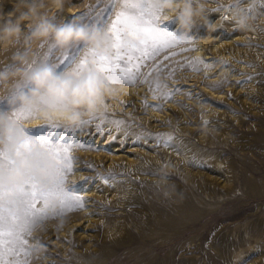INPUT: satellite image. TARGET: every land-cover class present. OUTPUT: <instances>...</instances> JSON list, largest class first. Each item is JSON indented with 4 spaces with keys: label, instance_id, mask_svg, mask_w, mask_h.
I'll use <instances>...</instances> for the list:
<instances>
[{
    "label": "rangeland",
    "instance_id": "obj_1",
    "mask_svg": "<svg viewBox=\"0 0 264 264\" xmlns=\"http://www.w3.org/2000/svg\"><path fill=\"white\" fill-rule=\"evenodd\" d=\"M204 3L205 21H199L184 37L185 39L191 37V44L182 43L172 49L179 52L181 48H194V51L181 52L180 55L164 61L161 65L164 70L151 71L147 76L148 83L141 81L152 69L153 62H148L134 84L110 83L120 87L122 91L106 101L103 116L94 118L93 123L108 118L124 121L119 128L113 124L105 125L111 129L112 135H116L117 139L109 144L107 141L110 136L107 134L105 136L108 140L105 141H103L105 136L88 137L85 143L91 141L93 144H98L102 150L74 148L71 152L72 156L78 158V162L73 165L74 168L79 169L88 163L96 167L94 172L87 170L73 172L67 177L70 185L80 181L83 176H94L96 173L106 176L112 173L115 179L111 177L109 179L112 185L119 188V194L110 199V187L100 182L86 186L89 188L88 191L92 188L97 191L99 188L100 191L96 192L100 194L99 196H85L88 191L77 188L84 199L92 203H87L81 210L60 214L59 216L68 217L69 223L63 229H52L55 230L54 232L50 229L43 236L40 241L43 252L39 256L32 255L36 241L31 235L30 264H87L84 260L91 250L86 249V245H90V249H98L105 242L104 223H109L116 231L124 232V236L133 234L135 238L123 242L124 239L119 237L120 239L117 240L122 241V244L108 248L110 255L107 258H97L88 264H254L260 262L258 260L260 255L264 258V248L259 245L250 250L246 249L244 256L237 261L228 256L232 251L230 249L235 248L230 241L235 240L233 238L239 236V232V237L242 240L245 238L243 249L249 241L264 240V230L260 231L258 237L254 236L255 231H247L251 229V222L254 224L258 218H264V8L260 7V0H256L255 7L248 13L251 16L250 28L244 32L236 28L229 31L226 27L228 23L223 25L220 18L227 15L229 20L231 17L230 11L233 7L231 0H214V2L204 0ZM245 3L246 0L240 2L241 5ZM66 6L73 9L72 14L67 12ZM218 6H225V10L209 11ZM11 10L12 0H0V12L8 13ZM118 10L119 3L117 2L113 7L111 0H66L63 9L52 11V18L54 22L77 18L85 24H97V20H103L105 17L110 21ZM101 12L103 16L100 15ZM214 13H217L216 16L220 21L221 41L229 42L233 36H240L238 40L233 41L234 47L229 59L221 56L207 58L205 55H200L202 42L208 34L207 22L209 23ZM163 21L160 27L176 35L179 34L175 17ZM198 24L200 29L197 28ZM70 48L61 51L57 50L50 41H39L32 45L29 58L30 61L42 63L43 58L47 56L48 60L44 63H57ZM20 50H22L20 46L0 50V69L10 68L12 53ZM82 55L83 52H80L77 57ZM197 57H201L207 63L181 66ZM61 68H64V65H61ZM172 68H175V72L170 77L169 70ZM194 68L199 71L193 70ZM156 77H159V80L154 82ZM21 81L12 82V88ZM149 84L157 89L156 99L149 91ZM214 84L219 85L216 90L209 87ZM164 85L168 88L165 89ZM125 86H129L130 91L126 90ZM12 88L0 90V98H6ZM173 89L180 90L173 93L171 101L159 98L163 91ZM189 90L192 93L191 98L187 95ZM228 93H231V99L228 98ZM198 95L201 99L196 98ZM145 100L149 105L162 107L159 111L152 107L144 109L142 101ZM8 110L10 109L6 102L0 103V113H6ZM32 120L22 121L24 127L34 126L31 124ZM204 121L209 123L205 124ZM83 127L86 132L88 126ZM204 129H215V139L204 138L202 136ZM120 132L122 135L118 136ZM125 133H130L127 138H131L122 144L121 140ZM157 133L173 137L168 146L174 149L178 157L183 155L186 149H191L190 151L194 152L192 164L199 160V166L202 168H205L213 155H216L225 168L228 167L233 174L236 171L241 177L253 180L257 189L254 192L260 191L263 194H253L249 198L241 196V192L248 191L249 188L237 182L233 184L234 189L225 196L224 200L208 199L207 202L210 204L202 206L204 208L200 209L199 214L202 213L203 216L199 219H191L174 229L166 231L160 229L159 225L165 219L162 210L166 212L165 206L169 207L173 204L170 202H179V200L176 197H163L155 184L161 175L160 165L167 160L164 138H160V146L157 147L156 139L147 135ZM137 135L141 139L138 143H132ZM79 138L83 139L84 133H81ZM102 141L103 145H101ZM125 146L130 147L131 152L128 155L134 159L133 165L128 167L125 166L123 159L115 161V157ZM152 153L159 158V164L156 159H150L145 155ZM208 154L211 156L206 158ZM178 163L181 167L180 161ZM165 178L169 183L175 184L180 190L179 193H190L183 182L181 170L178 174L170 173ZM214 187L219 191L217 195H221L220 187L216 184ZM205 210H212L213 214L205 215ZM237 210H241L242 214L232 219ZM225 212L228 213V217L222 219L215 215L219 213L220 216ZM93 217L96 221H92L94 223L90 226L83 227L87 219L91 220ZM47 220L55 222V218ZM77 235L81 236L77 237ZM218 235L224 238L220 240ZM226 240L230 241L226 242ZM231 245L234 248L230 247ZM222 250H226V253Z\"/></svg>",
    "mask_w": 264,
    "mask_h": 264
},
{
    "label": "snow or ice",
    "instance_id": "obj_2",
    "mask_svg": "<svg viewBox=\"0 0 264 264\" xmlns=\"http://www.w3.org/2000/svg\"><path fill=\"white\" fill-rule=\"evenodd\" d=\"M119 3V10L115 13L114 18L110 21L107 17L103 20H97L99 27L106 29L107 35L112 40L111 55L98 56L94 50L77 44L65 53L62 59L57 63H51V67L58 73H67L74 78H79L85 68L91 65L94 71L103 80L108 83H126L134 84L140 77L143 68L147 67L148 62L152 63V69L146 73L141 83H148L147 76L151 71H163L161 65L164 61L170 60L172 57L180 55L181 52L194 51V48H181L179 52L172 51L179 47L180 44H191L192 39L178 38L174 32L167 31L160 27L164 23L161 20L163 13L156 7L154 0H111L112 6ZM214 2V0H208ZM241 2V0H239ZM260 7L264 8V0H260ZM225 10V6L209 10L210 12H218ZM230 11V9H227ZM250 11V10H248ZM81 17L83 14H77ZM103 16V12L100 13ZM221 23L228 19L227 15L220 18ZM216 30H214L215 32ZM127 36L133 43L127 47L121 45V38ZM51 51V46H49ZM83 52L82 56L77 54ZM162 57V59H160ZM48 57L43 58L42 63L47 62ZM32 63H36L35 60ZM197 63H207L201 57H197L187 64H181L182 67H189ZM64 65V68H61ZM31 68V64L28 65ZM167 67V66H165ZM70 70V71H69ZM199 71V69H193ZM175 72V68L169 70V76ZM207 79V77H205ZM239 83V82H237ZM28 85L21 81L15 85L17 89H27ZM212 90H216L219 85H210ZM167 89L168 86L164 85ZM165 90L161 93L160 99L171 101V97L175 91ZM149 91L153 93L156 99L157 89L152 88L149 84ZM187 95L191 98L192 93L189 90ZM197 99H201L198 95ZM231 99V93H228ZM6 102V98H0V103ZM208 102V101H205ZM144 109L152 107L159 111L161 105H149L146 100L142 101ZM8 121L14 126L20 128L23 137L22 142L17 147L15 153L9 156L0 149V172L10 174L15 165L16 160L21 156L27 157L33 162V167H39L41 160H48L56 165L49 173L51 177L49 186L46 190L37 187L34 174L27 171L24 172V181L20 185L11 184L8 188L0 186V264H30V236L31 228L35 222H42L53 218L45 215L46 209L52 203L57 204V213L59 216L65 212L78 211L85 207L87 203L92 201L85 200L84 197L76 189L88 191L86 187L90 183L100 182L105 186L111 187L110 177L115 179L112 173L108 175H100L96 173L94 176H83L78 182L69 184L67 177L75 171H95V165L88 163L81 168H74V163L78 162V158L71 155L74 148L89 151H101L98 144L88 141V137L99 136L103 138L105 134L110 136L107 143H112L117 139L116 135H112L110 128L106 124H113L117 128L124 123L122 120L108 118L99 123H93V119L83 120L79 127L68 128L59 123L54 124H36L31 128L21 127L22 121L35 119V114L23 108H13L6 113ZM208 124V121H204ZM84 125L88 126L85 132ZM84 133V138L80 139V134ZM130 133H125L121 143L127 142ZM157 141V147L160 146V138H164V146L167 147L173 137L164 134H147ZM11 138H9L10 141ZM141 137L137 135L132 143H138ZM38 147L40 152L33 155L32 148ZM97 191H100L98 188Z\"/></svg>",
    "mask_w": 264,
    "mask_h": 264
},
{
    "label": "clouds",
    "instance_id": "obj_3",
    "mask_svg": "<svg viewBox=\"0 0 264 264\" xmlns=\"http://www.w3.org/2000/svg\"><path fill=\"white\" fill-rule=\"evenodd\" d=\"M66 0H12V10L8 13L0 12V50H8L20 46L22 50L14 51L11 55L12 66L0 69V90L12 88V82L24 81L27 89L12 88L6 97L9 109L23 108L35 114L32 124L59 123L68 128L79 127L83 120L102 117L106 101L116 97L122 89L103 80L88 65L77 79L67 73H58L50 64L32 63L29 52L32 45L39 41H50L57 50H66L74 45L86 46L100 56L111 55L112 40L106 29L97 24H85L79 19L53 21L52 11L64 8ZM157 8L167 20L175 17L178 38L187 36L199 21H205L204 0H154ZM231 20L239 31L250 28L251 16L248 14L255 7L256 0H246L241 5L239 0H231ZM69 14L73 9H67ZM127 36L121 38V45H131ZM31 64V68L28 65ZM70 71V70H69ZM159 77L154 78V82ZM21 127H24L21 123ZM215 129L202 130L204 138L215 139ZM9 138L10 141H9ZM20 128L11 124L6 115L0 114V149L9 156L13 155L22 142ZM33 155L40 152L38 147L32 148ZM39 167H33V162L21 155L15 162L10 174L0 172V186L8 188L11 184L20 185L24 181V172L35 175L37 187L46 190L51 177L49 173L56 167L48 160H41ZM180 165L174 160H165L160 165V177L155 181L157 190L165 198H171L177 193L175 184L169 183L166 176L179 173ZM74 179V178H69ZM57 204L52 203L46 209L45 215L55 218V222L48 220L35 222L31 228V235L36 243L32 255L39 256L43 252L40 241L50 230L63 229L69 219L57 216Z\"/></svg>",
    "mask_w": 264,
    "mask_h": 264
},
{
    "label": "bare ground",
    "instance_id": "obj_4",
    "mask_svg": "<svg viewBox=\"0 0 264 264\" xmlns=\"http://www.w3.org/2000/svg\"><path fill=\"white\" fill-rule=\"evenodd\" d=\"M66 9H69V7L66 6ZM65 13H66V11L64 12V14ZM230 13H231V11H230ZM216 15H217V13H214V16L210 19L209 23L207 22L208 34L202 42V50L200 51V55H205V57H207V58H213V57L221 56L223 58L229 59L231 57V54H232V48L234 47L233 41L238 40L240 38V36H233L229 42L221 41V35H220L221 27L219 25L220 21L218 20ZM172 17H174V16H172ZM226 22L228 23L226 27L229 29V31H232L235 29L234 24L231 20V17L229 18V20L227 19L222 24L226 25ZM197 28L200 29L199 24L197 25ZM214 30H216V31L214 32ZM125 89L130 91L131 88L129 86H125ZM121 135H122V132L118 133V136H121ZM130 138L131 137L127 138V140ZM223 138H226V137H223ZM105 140H108L107 136L104 137L103 141H105ZM103 141L101 142V145L104 144ZM114 146L117 147L120 145H114ZM129 149H130L129 146H125L124 148H122L120 154L115 157V161H120L121 159H123L126 167H128L129 165H133L134 159L128 155V153L131 152V150H129ZM113 150H116V149H113ZM190 150L186 149L183 152V155L178 157V155L174 151V149H172L169 146L165 147V153H166L167 160L171 159V160H174L176 162L180 161V163H181L180 170H181V174L183 177V182L185 183L186 187L190 190V193L180 192V193H182V195H174L173 196V197H176L179 200V202H170L173 204H171L169 207H167V206L164 207L166 212H164V210H162L161 213H162V215L163 214L165 215V219H163L164 222L159 225L160 229L165 230V231L169 230V229H174V228L178 227L179 224H185L186 221L188 222L189 220L196 219V218L199 219L200 216H203L202 213L199 214L200 209L204 208L202 206H205V205L208 206L210 204L207 202L208 199L214 198V199H218V200H224L225 196L228 195L229 192H231L234 189L233 184H235L237 182H241V184H243L244 186L249 188L248 191L241 192V196H244V197L248 196L247 198H249L250 196H253V194H259V195L263 194V192H260V191L254 192L257 189H256V184L253 182V180H251L247 177H244V176L241 177L240 175L237 174L238 172H236V171L233 174L232 171L228 167L225 168V165L223 164V162L221 160H219V158L216 155H213L212 159L210 160V162H208V164L205 166V168H202L199 166V160H196L195 164H192V162H191L192 161V154L194 152H192ZM145 155H146V157H148L150 159H156L157 163L159 164V162H160L159 158L156 157L153 153L152 154H145ZM210 156H211V154H208L206 156V158H208ZM215 184L220 187L219 190L222 192L221 195H217V193L219 191H216V188L214 187ZM109 189H110V191H109V198L110 199H113L120 192L119 188L116 185H112ZM176 190L178 191L177 193H179L180 190H178L177 187H176ZM96 192H97L96 189L92 188L90 191H88L85 194V196H94V195L99 196L100 194H98ZM213 203L215 204V202H213ZM198 204H201V205H198ZM246 208H248V207H246ZM196 213L198 214L197 217H196ZM240 213H241V210L240 211L237 210L236 213L233 214L232 219H233V217L236 218L235 216H238ZM207 214H213L212 210H205V215H207ZM215 215H217V218H219V219H222V217H225V216L228 217V213H226V212L220 216H219V213L218 214L215 213ZM88 216H90V215H88ZM154 216H157V215L154 214ZM232 219H230V220H232ZM88 220L89 219H87V222L83 225V227L90 226L92 223H94L96 221V218L93 217V218H91V220H89V221ZM92 221H94V222H92ZM101 221L103 222V219H101ZM104 227H105V235L103 236V238H104L105 242H103L101 244L100 248L90 249L91 246L88 244L86 245V249L91 250V252H89L86 260H84L87 264L90 263L91 260H94L97 258H103V259L107 258L110 255V250H108V248H111L116 244H122V241L117 240V239L123 238L124 239L123 242H125L126 239L132 240L133 238H135L133 234L124 236V232L122 233L121 231H116L115 229H113L111 227V225L109 223H104ZM210 228H211V226H210ZM247 228H248V226H247ZM250 228L251 229L248 228L249 230H247V231H251V232L255 231L254 236L255 237L260 236L259 235V234H261L260 231L262 232L264 230V218L263 217L258 218V220L254 224L251 222ZM51 231H52V229H51ZM54 231L55 230H53L52 232H54ZM229 231H232V230H229ZM239 233H238V235L240 236ZM151 234L154 235L155 233L154 234L151 233ZM156 234H157V232H156ZM234 234L235 233H233V235ZM80 236L81 235H77V237H80ZM218 236L220 238L221 235H218ZM218 236H216V237H218ZM222 236H224V235H222ZM236 236H235V238H233L235 240L230 241L231 236L228 237L230 240H226V242H228V241H230L231 243L233 242V245L235 247L234 248L231 245L230 247H232L234 249H230V250H232V251H230L229 250L230 247L228 246L229 247L228 250L230 251L228 256L230 255V257L233 258L234 261H237L240 258H242L244 256L243 253L246 249H249V250L253 249L255 247H258L257 245L264 248V240H256V239L252 240V238H250L252 241H249L247 246H245V249H243V245H244L243 241L245 240V238L242 240L239 236H237V238H236ZM241 236H242V234H241ZM221 238H220V240H221ZM225 239H226V236H225ZM113 240H115V241L113 242ZM107 241H109V242L107 243ZM220 243L223 246V243L222 242H220ZM222 251H224V250H222ZM224 253H226V250L224 251ZM230 257H228V258H230ZM223 259H225V258H223ZM258 260H260V262L257 261L254 264H264V258L261 255L258 258ZM144 261L147 262L146 260H144Z\"/></svg>",
    "mask_w": 264,
    "mask_h": 264
}]
</instances>
